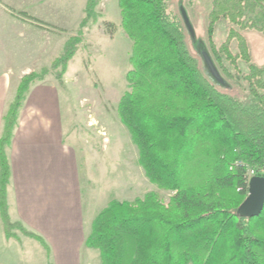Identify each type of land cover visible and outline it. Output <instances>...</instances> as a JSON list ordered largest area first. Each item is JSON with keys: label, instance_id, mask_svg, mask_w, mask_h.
<instances>
[{"label": "trees", "instance_id": "obj_1", "mask_svg": "<svg viewBox=\"0 0 264 264\" xmlns=\"http://www.w3.org/2000/svg\"><path fill=\"white\" fill-rule=\"evenodd\" d=\"M100 2L86 1L82 28L97 21ZM118 4L132 49L130 90L117 111L146 176L174 193L167 204L156 191L111 200L94 218L86 245L100 251V264H264V208L258 216L237 215L251 176H264V63L253 62L243 33L264 34V0H212L204 45L216 74L190 47L184 17L169 9V0ZM222 21L229 28L217 44ZM78 41L70 37L54 61L59 77ZM43 78L24 75L3 115L0 219L7 237L20 231L49 252L41 235L11 220L8 205L9 148L23 102Z\"/></svg>", "mask_w": 264, "mask_h": 264}, {"label": "rangeland", "instance_id": "obj_2", "mask_svg": "<svg viewBox=\"0 0 264 264\" xmlns=\"http://www.w3.org/2000/svg\"><path fill=\"white\" fill-rule=\"evenodd\" d=\"M86 1L0 0V68L12 69L13 90L31 72L44 76L36 84L48 86L53 93L50 86L56 88L58 114L54 117L62 130L60 147L73 159L69 166L75 175L69 182L81 189L86 227L91 228L96 215L113 199L134 200L156 191L167 204L174 192L159 189L146 176L138 148L117 111L122 95L130 90L126 73L132 49V40L121 25L118 0H101L97 21L82 28ZM169 2L175 14L185 9L191 23V28L186 23L189 45L207 64L203 50L207 51L204 42L212 0ZM228 28V22L218 23L217 44L226 39ZM243 33L253 62L263 64L264 34L255 29ZM73 36L80 39L77 51L59 77L62 67L54 66V61ZM232 46L236 49V40ZM28 103L29 94L21 111ZM35 106H48L43 94ZM27 240L40 244L34 238ZM87 258L85 264H100V251L92 249Z\"/></svg>", "mask_w": 264, "mask_h": 264}, {"label": "crops", "instance_id": "obj_3", "mask_svg": "<svg viewBox=\"0 0 264 264\" xmlns=\"http://www.w3.org/2000/svg\"><path fill=\"white\" fill-rule=\"evenodd\" d=\"M11 76L12 69L0 68V135L3 115L17 87H11ZM50 87L55 93L42 83L34 85L28 105L20 112L9 148L12 174L8 186L11 220L41 235L50 250L20 231L7 237L1 221L0 264H85L93 249L86 245L91 228L86 227L81 189L69 182L75 175L69 166L73 159L60 147L62 130L54 117L57 91ZM42 94L48 106L36 107V98Z\"/></svg>", "mask_w": 264, "mask_h": 264}, {"label": "water", "instance_id": "obj_4", "mask_svg": "<svg viewBox=\"0 0 264 264\" xmlns=\"http://www.w3.org/2000/svg\"><path fill=\"white\" fill-rule=\"evenodd\" d=\"M182 12L185 23H187V26L191 28L188 14L185 9H182ZM203 55L209 68L214 74H216L215 66L206 50H203ZM248 190L247 197L237 209V215L241 217H254L262 213L264 208V176H251Z\"/></svg>", "mask_w": 264, "mask_h": 264}, {"label": "built area", "instance_id": "obj_5", "mask_svg": "<svg viewBox=\"0 0 264 264\" xmlns=\"http://www.w3.org/2000/svg\"><path fill=\"white\" fill-rule=\"evenodd\" d=\"M237 163H241L240 161H237ZM250 174H252V172H250Z\"/></svg>", "mask_w": 264, "mask_h": 264}]
</instances>
